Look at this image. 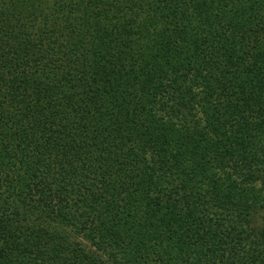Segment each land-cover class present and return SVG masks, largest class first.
<instances>
[{
    "label": "trees",
    "instance_id": "1",
    "mask_svg": "<svg viewBox=\"0 0 264 264\" xmlns=\"http://www.w3.org/2000/svg\"><path fill=\"white\" fill-rule=\"evenodd\" d=\"M0 264H264V0H0Z\"/></svg>",
    "mask_w": 264,
    "mask_h": 264
}]
</instances>
